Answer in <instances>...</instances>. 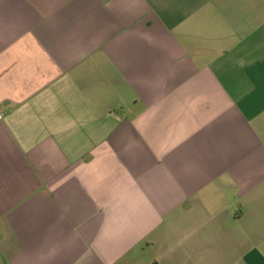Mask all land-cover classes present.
I'll return each instance as SVG.
<instances>
[{
  "label": "crops",
  "instance_id": "obj_1",
  "mask_svg": "<svg viewBox=\"0 0 264 264\" xmlns=\"http://www.w3.org/2000/svg\"><path fill=\"white\" fill-rule=\"evenodd\" d=\"M0 264H264V0H0Z\"/></svg>",
  "mask_w": 264,
  "mask_h": 264
},
{
  "label": "built area",
  "instance_id": "obj_2",
  "mask_svg": "<svg viewBox=\"0 0 264 264\" xmlns=\"http://www.w3.org/2000/svg\"><path fill=\"white\" fill-rule=\"evenodd\" d=\"M2 119V115L0 114V120Z\"/></svg>",
  "mask_w": 264,
  "mask_h": 264
}]
</instances>
